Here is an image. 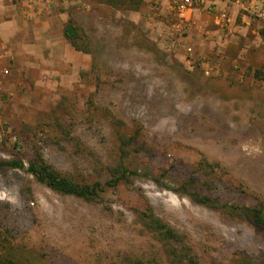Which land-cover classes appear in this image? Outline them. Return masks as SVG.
Listing matches in <instances>:
<instances>
[{
	"label": "rangeland",
	"instance_id": "374dc122",
	"mask_svg": "<svg viewBox=\"0 0 264 264\" xmlns=\"http://www.w3.org/2000/svg\"><path fill=\"white\" fill-rule=\"evenodd\" d=\"M72 3L55 12L79 8ZM168 17L152 33L98 6L56 19L45 41L25 33L19 55L1 52L0 160L41 157L78 182H104L119 161V134L139 130L143 151L125 159L141 175L94 201L54 192L25 169L0 172V260L171 264L141 217L150 207L201 264H264V230L174 191L192 176L219 203H264V55L188 51L178 35L164 36L179 21ZM69 27L90 53L71 45ZM148 172L164 174V185Z\"/></svg>",
	"mask_w": 264,
	"mask_h": 264
},
{
	"label": "crops",
	"instance_id": "0c3cea01",
	"mask_svg": "<svg viewBox=\"0 0 264 264\" xmlns=\"http://www.w3.org/2000/svg\"><path fill=\"white\" fill-rule=\"evenodd\" d=\"M2 1L4 6L0 5V54L2 52L10 55L21 54L22 47L18 42L23 36L27 37L25 33L30 30L36 34L40 32L41 40L45 41L56 19L63 24L70 17L78 18L82 11L95 10L98 6L109 8L116 15L127 16L136 23H143L145 29L152 33L158 31V28L159 33H162L161 28L166 24L163 20L168 22V16L175 17L171 10L174 0H142L136 11L115 10L97 0H76L71 3L77 4L79 8L76 7L70 13H56L55 9L45 10L33 20H25L19 16L13 0H0ZM244 8L264 12V0H197L188 17L170 25L169 29L172 31L167 30L164 36L172 33L178 35L188 51L197 49L207 54L231 51L238 52V57H244L245 52H248L259 60L264 55V18L249 14ZM221 12L229 15V24L225 26L216 19ZM57 31L61 32V28L58 27ZM25 40L23 38V42ZM46 48L47 45L42 43L41 51H47Z\"/></svg>",
	"mask_w": 264,
	"mask_h": 264
},
{
	"label": "trees",
	"instance_id": "16d2710c",
	"mask_svg": "<svg viewBox=\"0 0 264 264\" xmlns=\"http://www.w3.org/2000/svg\"><path fill=\"white\" fill-rule=\"evenodd\" d=\"M99 3L105 4L115 10L136 11L142 3V0H97ZM69 29H72L69 32ZM66 37L71 45L76 49L85 53H90L87 44L78 43L82 40L74 28H67ZM140 132L136 130L133 134L121 133L118 135V151L119 161L117 165L110 169V178L104 182L96 180L93 182H78L66 175H63L51 165L47 164L41 157L28 162L27 166L20 159L0 160V172L6 169H25L30 173L36 181L44 184L49 189L61 195L74 196L85 201H94L107 188L116 187L120 182L127 181L130 176L141 175L137 170L130 169L125 159L131 152L137 153L143 151V142L139 141ZM207 163L203 161L201 167ZM150 179L158 185H164L161 182V176H156L152 172H148ZM168 187V186H164ZM174 191L189 196L194 202L214 209L220 213L237 217L240 220L248 221L254 226L264 230V203L255 205H237L228 203H219L217 198L207 193H203L197 187V178L189 177L179 188ZM141 217L145 223L146 229L164 243V251L167 259L171 264H201L197 254L189 246L183 243V236L175 231L174 228L163 222L157 217L150 207L141 212ZM0 264H17L11 258L0 260ZM123 264H160L156 260H143L136 257H125ZM240 264H253L243 261Z\"/></svg>",
	"mask_w": 264,
	"mask_h": 264
},
{
	"label": "built area",
	"instance_id": "2783aa9c",
	"mask_svg": "<svg viewBox=\"0 0 264 264\" xmlns=\"http://www.w3.org/2000/svg\"><path fill=\"white\" fill-rule=\"evenodd\" d=\"M76 0H13L17 13L25 20H32L41 15L45 10L55 9L56 6L64 2H74ZM197 0H174L171 10L174 12L178 20H185L194 9ZM249 14L264 18V12L254 11L251 8H244ZM219 24H229V15L221 12L216 17ZM5 72L7 71L4 70ZM3 138V130L0 122V141Z\"/></svg>",
	"mask_w": 264,
	"mask_h": 264
},
{
	"label": "water",
	"instance_id": "95a60500",
	"mask_svg": "<svg viewBox=\"0 0 264 264\" xmlns=\"http://www.w3.org/2000/svg\"><path fill=\"white\" fill-rule=\"evenodd\" d=\"M72 29H69V32L71 31Z\"/></svg>",
	"mask_w": 264,
	"mask_h": 264
}]
</instances>
